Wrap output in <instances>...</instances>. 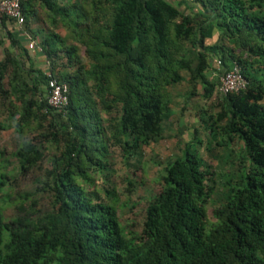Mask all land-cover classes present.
Instances as JSON below:
<instances>
[{
    "label": "trees",
    "instance_id": "obj_1",
    "mask_svg": "<svg viewBox=\"0 0 264 264\" xmlns=\"http://www.w3.org/2000/svg\"><path fill=\"white\" fill-rule=\"evenodd\" d=\"M22 6L20 29L0 14V129L13 131L0 149V264H264V0ZM235 64L246 89L223 95ZM49 74L69 87L62 109L49 105ZM189 104L199 123L159 161L161 189L139 227L125 225L112 153L140 164L144 146L176 137L177 117L188 130ZM28 175L32 188L17 191Z\"/></svg>",
    "mask_w": 264,
    "mask_h": 264
},
{
    "label": "rangeland",
    "instance_id": "obj_2",
    "mask_svg": "<svg viewBox=\"0 0 264 264\" xmlns=\"http://www.w3.org/2000/svg\"><path fill=\"white\" fill-rule=\"evenodd\" d=\"M85 63L88 65V60L83 56ZM47 63V62H46ZM90 67V64L88 65ZM39 68V66H38ZM181 88H179L180 90ZM182 90V89H181ZM178 101H182V99H178ZM193 108V105L189 104L187 107V123L185 122L188 130H182L184 123V116L177 117V120L173 122L172 132L170 133L172 136L176 137H166L165 139L159 141L157 144H151L150 147L144 146L141 156L140 164L134 166L127 165V160L124 159L122 152L119 150L112 153L111 157L114 161L112 170H113V182L115 183V191L114 195L118 201L117 212L119 214V218L121 222H127L126 224L132 225L134 223L135 227H139L140 220L142 218V212L146 206V202L152 196L159 193L161 189V184L159 181L158 172L161 170L162 166L159 165V161L164 160L167 157L174 156L180 152L183 148V145L189 141V136H192L191 133L194 131L193 125H197L199 123L195 120V113L193 110L189 109ZM178 114V113H177ZM103 118H107V114L102 112ZM185 116V117H186ZM176 115H174V118ZM175 120V119H174ZM3 120L0 116V123ZM200 125V124H199ZM201 132L204 134V130L201 129ZM169 134V135H170ZM207 136V132L203 135V138ZM13 138V131L10 130H2L0 129V149H4L7 152H10V146ZM195 146H192V150ZM200 149L199 147H197ZM203 153L204 158L207 163L210 164L213 169L217 172L222 171L225 167L222 166L219 158L211 157L209 153L200 150ZM8 158V156L6 157ZM133 161V160H132ZM127 162V163H126ZM229 169V168H228ZM225 169V172L229 170ZM32 175H28L25 178H21L18 181V189L17 191H26L32 188ZM131 182V184H130ZM102 190L107 187L99 184ZM16 187V188H17ZM129 203L134 205L135 214L124 215L123 208L121 205H125V203ZM126 209L129 208L126 206ZM209 215L212 217V209L209 210ZM125 224V223H124ZM125 224V225H126Z\"/></svg>",
    "mask_w": 264,
    "mask_h": 264
},
{
    "label": "built area",
    "instance_id": "obj_3",
    "mask_svg": "<svg viewBox=\"0 0 264 264\" xmlns=\"http://www.w3.org/2000/svg\"><path fill=\"white\" fill-rule=\"evenodd\" d=\"M23 0H0V14L14 20L15 26L20 29L25 23V13L22 6ZM25 33V32H24ZM29 38V48L31 50L39 49L37 44L30 40L29 34L25 33ZM219 66L222 62H218ZM247 81L241 73V68L235 64L230 71H224L220 77L219 91L223 95L237 93L246 89ZM49 105L56 109H62L67 103L69 87L67 84L60 83L55 77L49 74Z\"/></svg>",
    "mask_w": 264,
    "mask_h": 264
},
{
    "label": "crops",
    "instance_id": "obj_4",
    "mask_svg": "<svg viewBox=\"0 0 264 264\" xmlns=\"http://www.w3.org/2000/svg\"><path fill=\"white\" fill-rule=\"evenodd\" d=\"M11 27H12V25L9 23L8 28L10 29ZM14 27L17 28L15 25H14ZM42 28H43V24L41 23L40 20H33L32 29L38 30V29H42ZM4 31H5V29H3V27L0 24V34L3 33ZM31 52L34 55V60H35L36 65L39 66V68L45 67L46 62H45V58H44V55L41 52V50L40 49L31 50Z\"/></svg>",
    "mask_w": 264,
    "mask_h": 264
}]
</instances>
